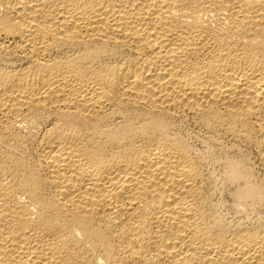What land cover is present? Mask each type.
Segmentation results:
<instances>
[{
    "label": "bare ground",
    "instance_id": "obj_1",
    "mask_svg": "<svg viewBox=\"0 0 264 264\" xmlns=\"http://www.w3.org/2000/svg\"><path fill=\"white\" fill-rule=\"evenodd\" d=\"M0 264H264V0H0Z\"/></svg>",
    "mask_w": 264,
    "mask_h": 264
}]
</instances>
